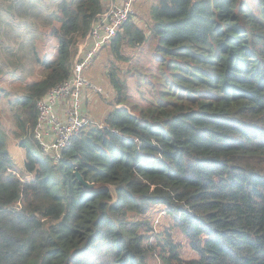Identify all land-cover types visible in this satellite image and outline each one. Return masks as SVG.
I'll return each mask as SVG.
<instances>
[{
    "label": "trees",
    "instance_id": "16d2710c",
    "mask_svg": "<svg viewBox=\"0 0 264 264\" xmlns=\"http://www.w3.org/2000/svg\"><path fill=\"white\" fill-rule=\"evenodd\" d=\"M2 1L0 92L24 160L1 132L0 264H264V0H155L145 29L125 22L114 57L150 40L156 67L125 71L133 95L108 72L114 107L58 160L33 138L36 102L70 75L103 0Z\"/></svg>",
    "mask_w": 264,
    "mask_h": 264
},
{
    "label": "built area",
    "instance_id": "2783aa9c",
    "mask_svg": "<svg viewBox=\"0 0 264 264\" xmlns=\"http://www.w3.org/2000/svg\"><path fill=\"white\" fill-rule=\"evenodd\" d=\"M136 1L117 0L98 15L82 41V56L74 61L68 78L37 100L33 138L53 160H58L74 134L91 122L83 113L86 94L103 95L105 91L89 80L86 70L98 51L110 46L124 23L136 13Z\"/></svg>",
    "mask_w": 264,
    "mask_h": 264
},
{
    "label": "rangeland",
    "instance_id": "374dc122",
    "mask_svg": "<svg viewBox=\"0 0 264 264\" xmlns=\"http://www.w3.org/2000/svg\"><path fill=\"white\" fill-rule=\"evenodd\" d=\"M7 1V2H6ZM39 1L37 5L43 3V0H37ZM5 5H8V0L2 1ZM155 0H145L144 4V15L140 18L138 22H141V20L149 18L151 7L154 4ZM137 5V4H136ZM54 9L51 8L50 12H43V18L50 19L51 12ZM134 10L137 11L138 9L136 6L134 7ZM145 21L143 23H140L139 25L142 26L144 29ZM6 31L8 30V26H3ZM81 40L78 45L77 53L74 57V61L82 56V53L80 52L82 50ZM153 43L152 41H148L144 43L141 46L137 47H127L124 48L121 52L123 55V59H116L114 57L113 51L111 49V45L108 47H104L101 49L96 55L97 59H95V62L89 66V68L86 70L87 77L90 81H93L92 79L95 77V74L97 76H100L101 83H96L98 86H100L104 91L105 94L103 95H94L89 94L88 97H86L84 106H83V113L89 118V120L93 123L100 124L103 120L106 112L114 107L113 100L115 97V89L111 85L108 77V72L113 71L115 73L116 77H119L121 79H126L128 84L129 91L133 94L138 93V90L136 88V81L137 79H134L133 76L129 75V72L125 73L126 70L130 69L131 67H137L142 68L144 71L147 67H156V63L154 60V54H153ZM126 58V60H125ZM74 63V62H73ZM152 72H156L153 70ZM92 77V79H91ZM94 82V81H93ZM3 88L9 90L12 89L13 91H16L17 93H20V86L15 85L12 88H9V86H2ZM141 91H144V95H149V90L146 89V87H142L140 89ZM139 90V91H140ZM13 97L6 96L5 93L0 92V133L5 136L7 146L9 148V151L11 155L14 158V161L17 165L18 169H21L22 163L24 160V150L19 146V129L16 127L14 120H12V115L14 112L18 110V107L14 105H9L8 101ZM141 99V96H134V100ZM120 106V105H119ZM117 106V107H119ZM108 109V110H107ZM24 137V134L22 135ZM28 136V135H26ZM25 136V137H26ZM22 138V137H21ZM27 147H31L30 144H27ZM153 212L151 213V218H154V226L157 227V229L163 228L162 226L167 224L168 218L163 215V211H160L162 207L155 206L153 208ZM160 211V212H159ZM156 223V224H155ZM173 237L176 240V242L179 244L180 253L183 259L189 260L191 258H196V254L189 248L186 240L180 235L178 231L173 232ZM157 264V262H156Z\"/></svg>",
    "mask_w": 264,
    "mask_h": 264
},
{
    "label": "crops",
    "instance_id": "0c3cea01",
    "mask_svg": "<svg viewBox=\"0 0 264 264\" xmlns=\"http://www.w3.org/2000/svg\"><path fill=\"white\" fill-rule=\"evenodd\" d=\"M114 3H117V0H103V3H104V6H105V9H107V7H109L111 4ZM137 4V5H136ZM144 4H145V0H137L136 3H135V6L136 8L138 9L137 11H135L136 13L131 16V20L132 21H135L136 24H140V23H143L145 21V19L141 20V22H138L140 20L141 17H143L144 15ZM99 52V51H98ZM101 52V51H100ZM95 59H97V55L96 57L94 58L92 64L95 62ZM87 76V74H86ZM90 78V77H89ZM92 79V77H91ZM95 83H98L100 82L101 83V79H100V76H97V74H95V77L92 79ZM92 81V82H93ZM99 84V83H98ZM89 95L86 94V97H88ZM86 99V98H85ZM108 110V109H107ZM57 111L58 113L60 114L61 113V105L59 104L58 107H57Z\"/></svg>",
    "mask_w": 264,
    "mask_h": 264
},
{
    "label": "water",
    "instance_id": "95a60500",
    "mask_svg": "<svg viewBox=\"0 0 264 264\" xmlns=\"http://www.w3.org/2000/svg\"><path fill=\"white\" fill-rule=\"evenodd\" d=\"M75 176H76L77 180L79 181V183L83 186L84 189H91L92 190V189H97L98 187H100L99 184L89 183V182L85 181L78 170H75Z\"/></svg>",
    "mask_w": 264,
    "mask_h": 264
}]
</instances>
